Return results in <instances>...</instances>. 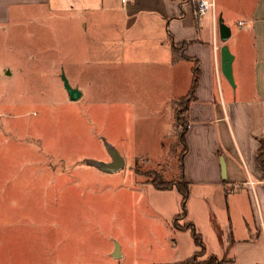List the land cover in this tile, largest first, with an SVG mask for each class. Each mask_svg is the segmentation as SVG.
Masks as SVG:
<instances>
[{"label": "rangeland", "instance_id": "374dc122", "mask_svg": "<svg viewBox=\"0 0 264 264\" xmlns=\"http://www.w3.org/2000/svg\"><path fill=\"white\" fill-rule=\"evenodd\" d=\"M214 3L217 12L227 10L234 34L243 19L237 1ZM15 12L12 8L10 20H0V264H161L181 259L192 239L188 231H176L187 221L173 219L182 212L179 186L158 189L150 182L154 174L181 181L180 123L163 140L162 152L167 153V146L170 150L159 158V149L141 135V124L133 126L136 134L126 136L113 93L93 91L92 78L91 85L82 86L88 92L70 100L61 75L66 76L69 53L81 50L82 35H74L69 44L72 19L47 18L45 12L26 19V13L21 17ZM226 43L232 49L233 40ZM221 75V84L213 82V96L228 101L240 95L234 73V85ZM108 94L110 102L105 101ZM142 113L135 111L134 117ZM114 131L123 135L120 141L113 139ZM105 142L132 148L131 157L121 150L124 166L117 172L86 162L110 160ZM187 185L188 209L195 215L198 191ZM202 207L204 222L217 212ZM116 244L121 256L115 258L111 252Z\"/></svg>", "mask_w": 264, "mask_h": 264}, {"label": "crops", "instance_id": "0c3cea01", "mask_svg": "<svg viewBox=\"0 0 264 264\" xmlns=\"http://www.w3.org/2000/svg\"><path fill=\"white\" fill-rule=\"evenodd\" d=\"M236 1L243 19L234 34L230 29L233 44L228 48L240 95L228 101L213 96V82L221 84L222 77L218 18L226 25L229 20L225 7L217 12L216 3L212 18L210 13L197 15L189 0H0V20L10 18L12 8L21 17L26 13V19L40 12L72 19L68 43L82 35L81 50L69 53L67 78L81 90L80 97L88 92L85 84L113 93L126 136L136 134L133 126L141 124V135L159 149V158L170 150L167 146V153L162 152L163 140L176 130V101L188 94L196 62L199 78L188 103L182 178L197 188L200 203L190 215L189 190L183 220L193 223L206 254L222 264H264V176L256 160L258 141L264 138V0ZM109 94L105 101L110 102ZM135 111L143 112L138 119ZM120 134L114 131L113 139L120 141ZM115 148L133 156L130 146ZM247 178L255 181L253 188L228 191ZM205 205L217 212L204 222ZM176 231L190 235L189 229ZM195 250L192 239L181 259L161 264L181 262ZM118 252L121 256L119 245Z\"/></svg>", "mask_w": 264, "mask_h": 264}, {"label": "trees", "instance_id": "16d2710c", "mask_svg": "<svg viewBox=\"0 0 264 264\" xmlns=\"http://www.w3.org/2000/svg\"><path fill=\"white\" fill-rule=\"evenodd\" d=\"M183 47L182 45H179L178 48ZM198 78H199V70L197 67V63L195 62V64L192 67V80H191V86L189 89L188 94L183 98V104L181 107H178L177 103L180 102V100L176 101V105H177V109H176V120L177 122L180 123V126L182 127L181 131L179 132V141L182 144V151L180 154L181 157V161L183 160V154L186 151V143H185V139H184V134L185 131L187 130L188 127V120H187V110H188V103L194 93V90L197 86V82H198ZM179 104V103H178ZM182 114V120H181V113ZM182 121V123L180 122ZM259 146L256 150V160L257 163L259 164V167L263 173L264 176V138L259 139ZM154 187L158 188V189H168L173 187L174 185L179 186L178 189L181 192V210L182 212L179 214H176L173 216V219H179V218H183L185 215V203L188 197V185H187V181H185L183 178L181 179V181L179 182V184L172 182L171 180H165L164 178H162L160 175L154 174V177L151 179L150 181ZM182 183V185L180 184ZM176 228V227H175ZM177 229H189L190 231V235L193 239V242L195 244V247L198 248V250H195L192 255L188 258H186L185 260L178 262L176 264H222V261L220 259H218L215 255H208L204 260H199V255H202L205 253V245L203 243V240L200 236V234L197 232V230L195 229V226L193 225V223L191 222H187L185 226L180 227Z\"/></svg>", "mask_w": 264, "mask_h": 264}, {"label": "water", "instance_id": "95a60500", "mask_svg": "<svg viewBox=\"0 0 264 264\" xmlns=\"http://www.w3.org/2000/svg\"><path fill=\"white\" fill-rule=\"evenodd\" d=\"M218 32L219 38L224 44L220 47V63H221V72L223 76L228 80L229 83L234 85L233 73H232V61L233 54L230 52L227 44L225 43L230 36V28L226 25L222 18H218ZM63 86L67 92V95L70 100H77L81 96V91L72 86L64 74L61 75ZM105 147L110 157L109 161H102L96 159H87L86 162L89 164L95 165L99 170L106 173H114L120 170L124 166V159L120 152L111 144L105 142ZM221 173L222 177H225V167L223 160L221 158ZM120 254L118 252V244H116L115 249L112 252L113 257H118Z\"/></svg>", "mask_w": 264, "mask_h": 264}, {"label": "built area", "instance_id": "2783aa9c", "mask_svg": "<svg viewBox=\"0 0 264 264\" xmlns=\"http://www.w3.org/2000/svg\"><path fill=\"white\" fill-rule=\"evenodd\" d=\"M129 0H120L121 3H126ZM194 2L196 14L199 16H203L205 14L210 13L212 15V18H214V0H189ZM243 22H238V25H241ZM255 181H253L250 178H247L244 182H239L234 184L232 187L228 189L230 193L239 191L242 189L244 185H248L253 188L255 185Z\"/></svg>", "mask_w": 264, "mask_h": 264}]
</instances>
